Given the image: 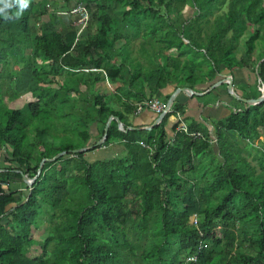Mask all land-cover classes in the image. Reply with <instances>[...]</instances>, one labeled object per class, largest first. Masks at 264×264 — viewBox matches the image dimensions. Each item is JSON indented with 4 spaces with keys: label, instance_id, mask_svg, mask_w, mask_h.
I'll return each mask as SVG.
<instances>
[{
    "label": "trees",
    "instance_id": "trees-1",
    "mask_svg": "<svg viewBox=\"0 0 264 264\" xmlns=\"http://www.w3.org/2000/svg\"><path fill=\"white\" fill-rule=\"evenodd\" d=\"M46 1L55 2L31 0L18 19L0 17V264H264V102H241L215 124L217 152L200 125L189 128L201 138L176 133V123L170 139L173 114L127 133L113 120L102 146L73 152L101 140L111 116L133 127L135 103L169 84L210 87L253 64L264 83V0H62L86 6L81 36L74 15ZM186 4L195 10L187 21ZM27 94L34 100L10 106ZM173 109L184 114L180 103ZM113 144L126 155L89 160ZM64 151L31 191L12 190ZM215 153L217 162L202 161ZM35 246L43 253L32 258Z\"/></svg>",
    "mask_w": 264,
    "mask_h": 264
},
{
    "label": "crops",
    "instance_id": "crops-1",
    "mask_svg": "<svg viewBox=\"0 0 264 264\" xmlns=\"http://www.w3.org/2000/svg\"><path fill=\"white\" fill-rule=\"evenodd\" d=\"M73 7V6H72ZM67 14L70 15V10L72 8L68 7ZM77 17L73 16V20L75 21ZM229 74H220L216 80L213 82L212 86L222 78H225ZM234 78V91L237 93L238 89L243 90L246 95L243 96L245 98H252V95L256 91H261V84L263 85V82L259 78L258 75V67H254V64L251 65L249 68H243L237 70L234 75H232ZM109 87H111L112 90L116 89L119 84H111L108 82ZM113 85V86H112ZM255 87V92L249 90V86ZM209 87V84H199L196 86V89H193L195 92L199 93L200 95H194L189 96L184 93H178L175 95V101L174 104L180 103L184 106V114H182L184 122L188 125H200L207 129V131L211 134L213 139V147L212 150L214 152L218 151L217 146V140H216V128L215 124L217 122L223 121L226 118H228L231 113L235 110H237L241 105L238 104V101L233 99L231 96H229L227 92V84H222L219 87H216L215 89L211 90V87ZM189 87V86H185ZM178 88H181L177 85V83L169 84L164 90H163V96L156 98V100H159L163 104L167 105L169 100L166 99V96L172 97L173 94H176V90ZM191 88V87H189ZM209 88L208 90L202 92L203 89ZM149 94V92H148ZM239 96L240 94L237 93ZM169 98V99H170ZM136 106L139 103H135ZM173 104V106H174ZM172 106V108H173ZM180 113V112H179ZM168 115V114H167ZM166 115V116H167ZM159 114H157L154 111L145 109L141 112H138L136 110V113L134 115L129 116V119L133 123V127H147L153 125V123L156 121ZM178 124V118L175 116H172L169 120V123L167 125V129L169 132L170 139H173L174 132H173V126L175 124ZM105 149V150H104ZM124 148L121 145L113 144L110 147H104L101 149H98L96 151H93L88 154V158L91 161H97V160H104L106 157L113 156V152H120ZM104 152V154H103ZM3 153V151H1ZM103 154L104 157H101L100 155ZM2 160L0 162L1 164H5L3 162V157L1 156ZM103 158V159H102ZM2 168V167H0ZM12 184V190H13ZM22 190L18 187H16L15 190Z\"/></svg>",
    "mask_w": 264,
    "mask_h": 264
},
{
    "label": "rangeland",
    "instance_id": "rangeland-1",
    "mask_svg": "<svg viewBox=\"0 0 264 264\" xmlns=\"http://www.w3.org/2000/svg\"><path fill=\"white\" fill-rule=\"evenodd\" d=\"M45 3V2H44ZM48 3H50V8H49V11H55L56 13H58V14H60V15H62V16H68V14H67V12H68V7H66V5H65V3L62 1V0H55V2L54 1H51V2H47L46 1V5L48 4ZM181 15H180V18H182L183 20H185V21H187V20H189L194 14H195V10L194 9H192L188 4H186L183 8H182V10H181V13H180ZM173 18L175 19V20H178V15L177 14H174L173 15ZM45 19H47V17L45 18ZM92 23H94L93 21H92ZM92 26H90V28H91V30L92 29H94L95 30V24H91ZM253 28V27H252ZM251 28V29H252ZM256 28V27H255ZM254 28V29H255ZM254 29H252V30H254ZM90 30V31H91ZM93 30V31H94ZM88 31L89 30H87L86 31V33H88ZM261 31H262V34L264 35V25L261 27ZM138 46V45H137ZM137 49V48H136ZM242 49V48H241ZM243 49H244V47H243ZM242 51V50H241ZM242 54H244V52H242ZM108 87H109V85H107ZM113 86V85H112ZM261 86H262V84H261ZM262 88V87H261ZM109 90H111L112 91V89H111V87H109ZM249 90L250 91H254L255 92V87H253L252 85L251 86H249ZM238 92L237 93H239L240 94V96L241 97H243V96H245L246 95V93L243 91V90H240V89H238L237 90ZM245 98V97H244ZM34 99H33V97H32V95L31 94H27V95H25V96H23V97H21V98H19V99H17L15 102H13V103H11L10 104V106L11 107H14V108H22V107H24L27 103H29V102H31V101H33ZM238 101V100H237ZM238 104L239 105H242V103L240 102V101H238ZM262 140H264V136H261L260 138H259V140L257 141V144L260 142V141H262ZM243 143V144H242ZM241 144L243 145V147H246L248 150H250V149H252L251 148V145L248 143V142H242ZM105 150V149H104ZM114 154H112L113 156H109V157H106V159H111V158H114V157H123L124 155H126V151H125V149H123L122 151H120V152H113ZM101 154V153H100ZM103 154H104V152H103ZM103 154H101L100 156L101 157H104L103 156ZM3 155H4V152L3 153H0V156H2L3 157ZM210 156H207V157H205V158H203L202 159V161L203 162H208L209 160H211V159H214L213 161H218V160H220V158L218 157V156H216V153H215V155H213V154H209ZM103 159V158H102ZM1 160H2V158H1ZM249 160L251 161V162H253V164L254 165H257V162L256 161H254V158L253 157H249ZM201 162V161H200ZM5 166H7V164H1L0 165V167H5ZM16 187H18V188H20V189H22L25 193H28V189H29V186L26 184V183H24L22 180H18V181H16L15 183H14V185H13V190H15L16 189ZM39 223H40V225L41 226H44V225H47V224H49L50 223V218L47 216V215H45L43 212H41V214H40V216H39ZM39 239H41V240H43V238H44V236L43 235H41V236H39L38 237ZM143 251L142 250H140L139 251V253L141 254ZM42 249L40 248V247H38V246H35V247H31V248H29L28 249V255L30 256V257H32V258H37V257H40V256H42Z\"/></svg>",
    "mask_w": 264,
    "mask_h": 264
},
{
    "label": "water",
    "instance_id": "water-1",
    "mask_svg": "<svg viewBox=\"0 0 264 264\" xmlns=\"http://www.w3.org/2000/svg\"><path fill=\"white\" fill-rule=\"evenodd\" d=\"M222 84H227V92L229 94V96H231L233 99L235 100H238L240 102H243L249 106H254V105H258V104H261L264 102V83L262 85V88H261V92H262V95L257 98V99H254V98H244V97H241L239 96L235 91H234V78L232 75H228L226 76L225 78H222L221 80L217 81L212 87H211V90L212 89H215L216 87H219L220 85ZM178 93H184L186 95H189V96H194V95H200L199 93L195 92L192 88H189V87H181V88H178L176 90V94H173L172 97L169 99V102L167 103L166 105V110L165 112H163L162 114H160L156 121L153 123V125L151 126H147V127H128V128H124V125L122 123V121L120 120L119 117H116V116H111L106 124V127H105V134L103 136V138L101 140H99L95 145H92V146H88V147H84V148H81V149H76V150H73V152L75 154L77 153H87L89 152L91 149H93L95 146H102L105 141L107 140L108 138V133H109V129H110V126H111V123L113 120L117 121L118 125H119V129L125 133H127L129 130H152L154 127L158 126L160 123H162V121L165 119L166 115H167V112L169 111V109L173 106L174 104V101H175V95H177ZM67 155V152L64 151V152H61L59 153L57 156H55L54 158H51V159H44L41 164H40V168H39V172H38V175L31 179L29 178L27 175H23V182L26 183L28 186H29V190L31 191V189L33 188V185L37 179L38 176L41 175V172L43 170V167L45 165V163L47 162H55L56 160H58L59 158L63 157Z\"/></svg>",
    "mask_w": 264,
    "mask_h": 264
},
{
    "label": "built area",
    "instance_id": "built-area-1",
    "mask_svg": "<svg viewBox=\"0 0 264 264\" xmlns=\"http://www.w3.org/2000/svg\"><path fill=\"white\" fill-rule=\"evenodd\" d=\"M70 13L72 15H74L75 17H77L75 23H76L77 27L79 28L78 36L83 35L84 32L87 30L88 24H89V21H90V14L87 11L86 6L84 4H77L71 9ZM145 109L154 111V112H156L157 114L160 115L163 112H165L166 105L163 104L162 102H160L159 100H156V99L147 100V101H144V102L139 103L137 105V111L138 112H141V111H143ZM167 114H173L175 117L178 118V126H177V129H176V133L183 132V133H186L187 135L193 136L195 138H201L202 137V134L199 133V132L192 133L190 131L189 126L184 122L182 114L179 113V112L175 113V111H174V109L172 107L169 109ZM212 142H213V140L211 141V143ZM195 219H196V217H195ZM202 248H203L202 245L197 247L195 254L191 255L188 258V261L189 262H196L197 259H198L199 254H200V252L202 250Z\"/></svg>",
    "mask_w": 264,
    "mask_h": 264
},
{
    "label": "clouds",
    "instance_id": "clouds-1",
    "mask_svg": "<svg viewBox=\"0 0 264 264\" xmlns=\"http://www.w3.org/2000/svg\"><path fill=\"white\" fill-rule=\"evenodd\" d=\"M31 0H0V17L6 21L18 19L29 8ZM17 9L13 14L12 10Z\"/></svg>",
    "mask_w": 264,
    "mask_h": 264
}]
</instances>
